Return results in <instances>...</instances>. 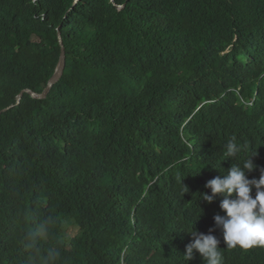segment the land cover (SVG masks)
Returning <instances> with one entry per match:
<instances>
[{
    "label": "trees",
    "instance_id": "obj_1",
    "mask_svg": "<svg viewBox=\"0 0 264 264\" xmlns=\"http://www.w3.org/2000/svg\"><path fill=\"white\" fill-rule=\"evenodd\" d=\"M113 1L0 0V264H205L206 183L264 170V0Z\"/></svg>",
    "mask_w": 264,
    "mask_h": 264
},
{
    "label": "clouds",
    "instance_id": "obj_2",
    "mask_svg": "<svg viewBox=\"0 0 264 264\" xmlns=\"http://www.w3.org/2000/svg\"><path fill=\"white\" fill-rule=\"evenodd\" d=\"M227 153L234 156L240 148L231 140L227 144ZM253 157V156H252ZM252 157L247 159L243 167L234 164L224 174L218 175L205 185L211 194H200L201 199L211 204L217 195H222L219 207L223 215H215L214 228L208 234L188 231L192 242L185 247L184 257L189 261L193 253H199L205 264H221L220 240L213 235L219 229L223 242L229 248H251L264 245V170L259 180L249 179L255 165ZM255 189V195H251Z\"/></svg>",
    "mask_w": 264,
    "mask_h": 264
},
{
    "label": "water",
    "instance_id": "obj_3",
    "mask_svg": "<svg viewBox=\"0 0 264 264\" xmlns=\"http://www.w3.org/2000/svg\"><path fill=\"white\" fill-rule=\"evenodd\" d=\"M77 1V0H76ZM112 4L116 6V4H114V1L111 0ZM119 10L122 9L124 6H116ZM58 41H59V45H60V58H59V62L58 65L56 67V70L53 74V76L50 78V80L48 81V84L45 88V90L41 93V94H36L33 91L29 90V89H24L23 91H21L19 93V95L17 96V102L16 105H18L23 97L24 94H28L29 96H31L33 99H44L46 98V96L49 94V92L51 91V89L58 84L65 73V68H66V52H65V48L62 42V37H61V33L60 31H58ZM13 106H10L8 108H5L3 110L0 111V115L4 112H7L8 110H10Z\"/></svg>",
    "mask_w": 264,
    "mask_h": 264
},
{
    "label": "rangeland",
    "instance_id": "obj_4",
    "mask_svg": "<svg viewBox=\"0 0 264 264\" xmlns=\"http://www.w3.org/2000/svg\"><path fill=\"white\" fill-rule=\"evenodd\" d=\"M64 231H65V236L66 237H72V236L75 235V232L72 231L71 229H65Z\"/></svg>",
    "mask_w": 264,
    "mask_h": 264
}]
</instances>
